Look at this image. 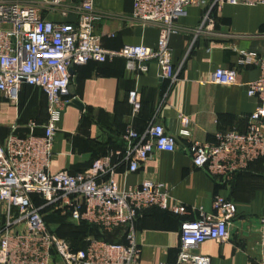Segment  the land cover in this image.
Here are the masks:
<instances>
[{"label":"built area","instance_id":"2783aa9c","mask_svg":"<svg viewBox=\"0 0 264 264\" xmlns=\"http://www.w3.org/2000/svg\"><path fill=\"white\" fill-rule=\"evenodd\" d=\"M225 3L257 5L264 4V0H132V18L157 26L156 46L125 44L120 49H107L94 32V23L101 15L95 11L93 0H80L77 21L63 23L44 20L34 4L0 0V92L6 100L17 103L23 84L38 87L46 96L47 111L41 134L34 133L37 124L31 120L26 135L9 133L0 143V207L3 206L4 216L0 226V264H54L55 256L60 257L62 264H143L135 238L137 217L149 207L175 215L189 211L183 203H172L159 181L146 178L138 186L120 189L110 156L96 159L82 172L51 173L52 145L61 113L71 101L63 95L72 66L121 57L126 69L142 73L147 70V62L153 60L159 77L172 84L177 74L171 64L169 35L175 31V21L187 14L188 6L195 5L205 8L199 29L209 26L212 10ZM237 65L258 67V77L246 83L247 94L257 98L258 103L247 116L244 131H216L213 142L191 143L193 164L203 167L210 176H233L264 155V51H238ZM208 81L235 84L237 69L216 68ZM128 101L134 111L140 108L138 90L128 92ZM179 120V135L189 137L190 118L180 114ZM124 139L127 145L122 160L131 172L154 150L171 152L176 147L175 136L154 119L141 133L128 128ZM32 196L42 199L41 205H36ZM211 204V211L199 207L195 209L196 218L181 223L174 264H209L210 258L195 249L205 240L227 238L236 205L219 194L213 195ZM45 209L104 232L123 227L124 242L88 237L86 245L74 251L66 240L47 228ZM260 245L264 248V222Z\"/></svg>","mask_w":264,"mask_h":264},{"label":"crops","instance_id":"0c3cea01","mask_svg":"<svg viewBox=\"0 0 264 264\" xmlns=\"http://www.w3.org/2000/svg\"><path fill=\"white\" fill-rule=\"evenodd\" d=\"M17 1L34 4L41 18L56 23L76 22L79 16L80 0H61L52 5L48 0ZM93 5L101 15L94 23V32L103 47L156 46L157 26L132 18V0H93ZM204 12L205 8L191 5L187 14L175 21V31L169 35L171 64L177 74L172 84L159 77L153 60L147 62V70L142 73L126 69L121 57L88 61L69 69V85L63 96L71 101L57 125L49 171L82 172L96 159L110 156L120 189L152 179L163 184L172 203L189 208L186 214L175 215L149 207L137 217L135 238L143 264H174L181 223L196 218L195 209L199 207L211 211L214 194L233 201L236 214L226 239L205 240L195 251L208 256L209 264H264V248L260 245L264 155L233 176L224 177L210 176L203 167L194 165L189 151L193 141L213 142L216 131L245 130L247 116L258 103L257 98L247 94L246 83L258 77L259 69L254 65L238 66V51H264V4L225 3L212 10L211 24L199 29ZM219 67H235L237 83L209 82L210 74ZM132 89L140 93L137 111L128 101ZM72 99L80 104H72ZM180 114L190 118L189 137L178 133ZM46 119V97L39 88L22 85L17 103L6 100L0 92V143L9 133L26 135L31 120L37 124L34 133L41 134ZM153 119L175 136V150H154L136 171H128L127 162L122 160L127 145L124 133L128 128L141 133ZM32 199L36 205L43 202L37 196ZM123 230L119 227L107 239L121 240Z\"/></svg>","mask_w":264,"mask_h":264},{"label":"rangeland","instance_id":"374dc122","mask_svg":"<svg viewBox=\"0 0 264 264\" xmlns=\"http://www.w3.org/2000/svg\"><path fill=\"white\" fill-rule=\"evenodd\" d=\"M2 209H0V222L4 218ZM44 218L47 228L59 238L66 240L72 249L81 247L83 241L89 236H97L98 234L96 229L70 221L67 217L52 213L47 209L44 210ZM54 264H62L59 256H55Z\"/></svg>","mask_w":264,"mask_h":264},{"label":"trees","instance_id":"16d2710c","mask_svg":"<svg viewBox=\"0 0 264 264\" xmlns=\"http://www.w3.org/2000/svg\"><path fill=\"white\" fill-rule=\"evenodd\" d=\"M23 85H27V84H23ZM28 86H30V85H28ZM35 87V86H34ZM38 88V87H37ZM45 95V94H44ZM46 97V96H45ZM81 224H83V225H87V226H89L90 228H92V229H96L97 231H98V234H97V236H89V237H93V238H98V239H103V240H105V241H108V242H124V230H123V237H122V239L121 240H119V241H111V240H108L107 238L110 236V234L113 232V231H115L116 229H118V228H116V229H114L113 231H111V232H104V231H102L99 227H97V226H94V225H90V224H87V223H81ZM123 228V227H122ZM124 229V228H123ZM86 245V240H84L83 241V244H82V246L81 247H75V248H73L72 250H78V249H81V248H83L84 246Z\"/></svg>","mask_w":264,"mask_h":264},{"label":"water","instance_id":"95a60500","mask_svg":"<svg viewBox=\"0 0 264 264\" xmlns=\"http://www.w3.org/2000/svg\"><path fill=\"white\" fill-rule=\"evenodd\" d=\"M71 103L72 104H76V105L80 104L79 101H77L76 99H72V102Z\"/></svg>","mask_w":264,"mask_h":264}]
</instances>
